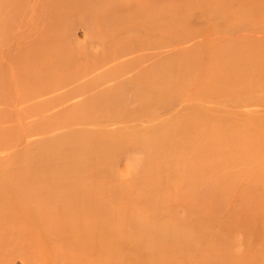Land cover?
I'll list each match as a JSON object with an SVG mask.
<instances>
[{"label":"bare ground","instance_id":"obj_1","mask_svg":"<svg viewBox=\"0 0 264 264\" xmlns=\"http://www.w3.org/2000/svg\"><path fill=\"white\" fill-rule=\"evenodd\" d=\"M223 1L192 2L212 11ZM177 2L0 0V264H262V127L254 133H248L247 126L244 130V124L242 130L231 128L225 171L207 157L212 150L204 134L188 128L197 124L199 116L193 113L198 110L183 116L178 127L169 119V129L163 119L167 128L157 129L160 112L175 100V66L182 53L195 46L186 39L164 41L175 36L167 35L174 28L165 22L172 17L166 6L177 9ZM79 26L90 39L72 45L78 37L70 40V35ZM238 36L218 45L225 56L220 66L215 63L225 69L220 74L228 72L230 83L242 86L241 97L259 102L264 98V38L248 36L246 44L245 34L243 39ZM118 79L125 82L119 89L123 84L126 90L115 89ZM123 96L139 101L136 113L131 101L127 104L132 107L126 104L129 111L122 106L127 100ZM118 103L129 116L149 113V130H140V124L124 125V133L109 127L117 124L122 109ZM16 115L27 119L28 130L16 122ZM92 118L95 122H89ZM29 141L33 149L25 150ZM133 145L137 154L139 149L145 153L144 160L137 155L138 160H132L137 167L130 161L137 169L117 173L121 150ZM130 170L136 173L133 183L124 178ZM217 190L220 196L212 195ZM214 195L229 204L224 221L225 206ZM225 221L228 237L212 227ZM236 227L248 239L241 243L249 246L246 252L239 248L242 244L237 246L239 235L230 248L242 254L225 249L226 243L224 250L218 246L223 244L220 235L232 240ZM207 228L220 230V237L205 241L201 233Z\"/></svg>","mask_w":264,"mask_h":264},{"label":"rangeland","instance_id":"obj_2","mask_svg":"<svg viewBox=\"0 0 264 264\" xmlns=\"http://www.w3.org/2000/svg\"><path fill=\"white\" fill-rule=\"evenodd\" d=\"M192 1L193 0H178V2L176 4H173V5L178 7L177 9L172 7V6H168V5L166 6L167 7L166 10L168 12V15H171V13H172V17H170V18L168 17L167 18L168 20H166L165 22L167 23V25L174 28V29H171V30H173V33H168L167 35H175V36H172V37L169 36V37L165 38L164 41L165 42L169 41L168 43H170L171 41L178 43L179 39H180L179 42H184L186 39L187 42H190V43L189 44L183 43L184 45H187V44L190 45L191 43L193 44V42H194L195 46H196V44H198L197 46H200V47L198 49H195L194 48L195 46H194L191 50L188 49L187 52H185V53L183 52L182 53L183 55L181 56V61L178 62L177 65L175 66V68L177 70V77H176L177 84H176V88H175V92H174L175 100L172 103H176V104L171 103V104H168L169 106H167V104H166L167 107L165 105L160 106L161 108L166 107L167 110L165 108H163L164 109L163 110L164 114L162 112L163 115L160 112L159 120L161 122L159 121L160 124L157 125L160 128H157V129L162 128V130H165V128H167V125H168L169 129H172V128H170V126H171L170 121H171V123H173L172 127L173 126H174V128L178 127L181 124V119L183 120L187 116L189 118L190 116H192L191 113L198 110V112L193 113V114L197 113V116H199V119L197 120V124L194 125L192 123L188 128L191 129L194 126V127L198 128L199 131H201L204 134L205 139H206V144L207 145L210 144L207 147H209L212 150V152L210 154H208L207 157H209V160L215 161V163L219 164L220 167H218V168L220 170L225 171L227 169V158H228L227 138H228V136H230L229 133H231V130H233V129L235 130L236 128L238 130V129L243 128V127L245 130V127L247 126L246 131L248 128V133L249 132L254 133L257 129L258 130L260 129V131H261V127H262V130L264 132V122H262V121H264L263 120L264 114H262L264 112L260 111V110H264L263 109L264 103H259V102H263L264 98H260L261 101H259V102L256 99L257 103H255L254 101H256V100H254L252 98H251L252 100L248 99V100H251L248 102V100L246 98V97H248L247 95L245 97H243L244 95H242V97L240 96L241 93L245 92L244 90L241 91L242 86L240 87V85H236V84H234V82H232L230 80L234 84V86L236 87L235 88L233 86V84L230 83L229 80H227V78H228V76H227L228 74H226V73H228L227 71H226V73H222L223 75L220 74V72L224 71L225 69L222 70V68H221L219 70L218 69L219 67L217 68L218 64H216V63L219 62V66H220L221 62L219 60L221 58H223L225 56V54L223 52H218L219 51L218 47L226 44L228 38L237 37L238 35H240V38H242V35L245 34V36H243L244 39L242 38L245 41L247 40V38H245V37H248V36L249 37L252 36L251 38H254L253 36H257V38H259V37L264 38V0H226V1L224 0L221 3L223 5L219 4L212 11L207 10L205 7L197 6ZM28 5H30V4H28ZM74 32H75L74 33L75 36L70 35V40H71L72 36H73V38L74 37H78V38L77 39L74 38L77 40V41L75 40L76 42L74 40H72V41H74V42H71L72 45H74V44L75 45H81L83 42H86L88 39H90V37L84 33L82 26H79V28L77 30H75ZM71 34H73V32ZM187 37H189V38H187ZM172 38H174V39H172ZM181 38H183V39H181ZM257 38H255V39H257ZM166 39H169V40H166ZM174 40H178V41H174ZM239 42H241V41H239ZM245 43L247 44L248 42L246 41ZM183 44H182V46H184ZM214 63L216 64V66L214 65ZM224 65H227V67H228L229 63L226 62V64H224ZM82 66L84 67V64L81 65V68H82L81 71L85 69V68L83 69ZM222 66H223V64L221 65V67ZM85 67H86V65H85ZM224 68H225V66H224ZM224 74H226L227 77L223 78V79H225V81L227 80V82L230 83L229 84L230 87L228 86V83H226V84H225V82L223 83V81H222L223 79L221 80V77H223ZM119 79L124 81L123 77H120ZM119 79L117 80L119 83L117 82L115 89H119L120 84L123 83ZM111 82H113V81L107 82L105 84V86L108 85L109 83L112 84ZM123 84L121 85L123 88L121 87V89H119V91L122 89L126 90L125 87L123 86ZM115 89H113V90H115ZM238 89H240V90H238ZM236 91L238 93L241 92V93H239V96L241 98L237 95H233V94H238V93H235ZM229 93H230V95H229ZM231 93H233V94H231ZM251 96H252V94H251ZM123 97H125V96H123ZM126 97H128V96H126ZM126 97H125V100L127 99L126 100L127 102L124 101L123 99H121L120 101L123 100V102H121L122 106L124 107V104H125L124 108L127 109L128 106L126 107V104L129 103L131 100L129 101V98H126ZM147 98L148 99H150V98L154 99V97L153 98L147 97ZM248 98H250V97H248ZM245 99L247 101H245ZM29 102H31V103H29ZM29 102H28L29 104L27 102H25L24 104L25 105L28 104V106H29L30 104H32V100ZM251 102H252L253 106L250 104ZM121 103H118L119 108L121 107V106H119V104H121ZM131 103H132V101H131ZM254 103H255V105H254ZM132 104L135 105V107H136V108L134 107V110L132 112H135L137 107H140L139 106L140 103H139V101H136L135 103L133 101ZM136 104H139V105L136 106ZM247 104H249V105H247ZM258 104H260V105H258ZM261 104L263 106H261ZM127 105H129V107L133 106V105L130 106L131 104H127ZM250 105L252 106L253 109L250 107ZM254 106H256V107L258 106V108H259V106H261V109L257 108V110H256V111H258V115L256 114L257 116L252 115V114L255 115V113H256L255 112L256 107H254ZM123 107H121L122 109H119V113H117V116H116V117H118L117 118L118 120H116L117 124H112L109 127H116L115 130H117V128H118L119 131H122V133H124L123 132V129L125 128V127L123 128L124 125H126V127L130 128L133 125L135 127H137L140 124V125H142V126H140L141 127L140 130H142V131L145 130L146 129L145 127H147V130H149V128H148V126L150 125V124H148L149 123L148 122L149 121V117H148L149 113L147 114L145 112L146 115H148V116L144 115V113H142V114L140 113L141 116L139 115V117H138V114H135L136 112L134 114L131 112L132 115L129 116L130 113L128 111L131 108L127 109L128 111H126V109L124 110ZM160 107L158 109H160ZM193 107L194 108L196 107V109H193ZM29 109L32 110V107ZM120 110H121V112H120ZM122 110H123V112H122ZM160 110L162 111V109H160ZM160 110H158V111H160ZM165 110H166V112H168L167 114H165ZM252 110L254 111L253 113H252ZM189 112H191V113H189ZM124 114H126V115L128 114V115L125 116ZM118 115L120 116V118ZM121 115H124V117L128 121L127 122L123 121V120H126V119H124V117L121 120ZM131 116L132 117L134 116V119L135 118H137V119L134 120ZM183 116H184V118H182ZM258 116H261V117H258ZM253 117H254V119H253ZM255 117H256V119H255ZM94 118H92L91 121L89 120V122H95V121H93ZM105 118L106 117H103V119H105ZM166 118H168V120ZM250 118H251V121L249 120ZM258 118H260V120H261V122H259V123H257ZM114 119H116V118H114ZM163 119H165L164 121H166L165 124L168 121L167 125H165L163 123ZM169 119H170V121H169ZM15 120H16V122L18 121V122L22 123V125L24 124L23 127L25 128V130H28L26 128V125H25V122H26L25 120H27V119L24 120L21 116L16 115ZM199 120L201 122H203V124ZM252 120H256V121L254 122ZM244 122L246 123V125ZM102 123H106V122H102ZM107 123H109V122H107ZM253 123H255V124H253ZM243 124H244V126H243ZM160 125L165 126V128L160 126ZM204 126L207 129L204 128ZM35 127L32 128L33 134L36 132V131L34 132ZM133 127H131V128H133ZM231 128H233V129H231ZM255 128H257V129H255ZM36 129H38V126ZM249 129H250V131H249ZM240 130H242V129H240ZM233 132L234 131H232V133ZM147 135H145V136L147 138H149V135L148 136ZM206 136H207V138H206ZM211 136L212 137L215 136V137L212 138ZM233 136H234V134H233ZM146 137H144V138L147 139ZM208 137H211L212 140H211V138L209 140ZM230 137H232V135ZM229 138H228V141H229ZM207 139H208V141L215 142V143H211V142L208 143ZM213 139H215V140H213ZM32 142L33 141H29L26 144H24L25 146H23V147H25V150L32 148L29 145V143H32ZM213 146H214V148H213ZM134 147H135L134 145L133 146H127L126 149L121 150L122 153H121V151L119 152L123 155L122 156L123 159H122V157L119 158V156H118V160H119L118 162L119 163L118 162L117 163L119 164V166H116L117 173H119L118 172L119 170L124 171V169H125L124 172L127 173L128 170L126 171V169H128L130 167L137 169L136 168L137 166L134 163L135 160L136 161L138 159L144 160L143 158L145 157V153L144 154L142 153V149H139V153L137 154L136 152L138 149H136V148H138V147H135V148ZM133 148H134V150H133ZM25 150L19 149L17 152L20 153V151L23 152ZM19 153H17V154H19ZM137 155H139V158ZM141 155L143 156V158ZM188 157H189V159H191V161H193L195 159V156L193 157L192 153ZM127 158H129V159H127ZM124 161L125 162L127 161L126 164H124ZM130 161H132V163L136 167H134V165L132 163H130ZM127 163H128V165H127ZM118 167H119V169H118ZM130 169H132V168H130ZM132 170L129 171L127 176L125 174L124 178L125 179L127 178V180L130 179L133 183L134 180H132L131 178H133V177L135 178L136 173L131 172ZM137 174H139V173H137ZM121 176H123V175H120L119 177H121ZM119 177L117 178V180L118 179L120 180ZM124 178L122 177L121 179L123 180ZM131 181H130V183H131ZM124 182H125V180H124ZM118 183H121V181ZM126 183H128V181ZM216 193H219V196H220V192H218V190L216 192H213L212 195L216 194ZM215 196L216 195H214V197ZM219 196H216L217 198L215 197V199H220L221 200L220 203L222 204L223 203L222 199H221L222 195H221V197H219ZM214 197H211V200ZM223 200L225 201V199H223ZM211 203H215L214 200L211 201ZM223 204H224L225 208L223 206H222V208L225 209V211H224L225 213L222 212V213H224V217L221 213V215H222L221 221H224L227 219V218L225 219V215L228 214L229 209H230L228 203L225 202ZM219 212H221V211L219 210ZM221 215H219V216H221ZM226 217H228V216H226ZM227 222L228 221H225L224 222L225 224L224 223L223 224L217 223L216 225H213L212 227H214L213 228L214 230L216 229V227H219L220 230L222 231L220 233H223V231H224V234H226V233L228 234V232H226L224 230V229H226L225 227L228 224ZM220 225L223 226L224 228L221 227ZM209 228H210V226H209ZM221 228H223V230ZM238 228L239 227H236L235 232H238L237 231ZM213 229H211V230L208 229V230H210V232H208V230L204 231V234L207 237L203 233H201V236L206 238V240H205V238L201 237V240L203 241V239H204L205 241H207V238L212 239V237H215L216 234H217V236H219L217 232L220 230H217V232L215 231L216 232L215 233V232H211V231H214ZM239 230H241V229L239 228ZM212 233H214V234H212ZM238 233H240V234H238ZM238 233H236V235H235L236 237L234 236L235 238L231 237L232 240H229V239L225 238V236H224L223 238L228 240L226 242L222 238L223 234L220 235L221 237L220 236L219 237H220V240L223 244H219L218 246L223 249L228 244L229 248L226 246L225 249H233L237 245V243L235 242L236 241L235 239H237V236L240 235L239 236L240 239H238V240H240V242L237 240V242H239V244L237 246H239L240 244L244 245V246H242V245L239 246V248L243 249L242 247H244L245 252H246V250H247L246 246H249L248 245L249 243L243 244V243H241V241L242 242L245 241V243H246L248 241V239L246 240L244 238L246 235L245 236L242 235V234H244L243 230L239 231ZM227 234H226V236L228 237ZM213 235H215V236H213ZM242 236H243V238H242ZM241 239H243V240H241ZM234 242L236 243V245L232 244ZM225 243H226V245L223 246ZM231 245L234 247L230 248ZM236 249H237V247H236ZM236 249H233V251H235ZM240 250L238 249L236 251L239 252ZM243 252L244 251H240L239 253L242 254ZM262 260H263L262 264H264L263 263L264 259H262Z\"/></svg>","mask_w":264,"mask_h":264}]
</instances>
